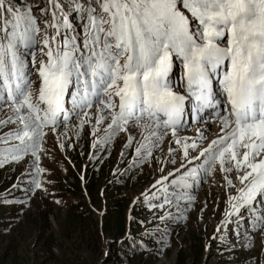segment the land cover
<instances>
[{"label":"snow or ice","instance_id":"snow-or-ice-1","mask_svg":"<svg viewBox=\"0 0 264 264\" xmlns=\"http://www.w3.org/2000/svg\"><path fill=\"white\" fill-rule=\"evenodd\" d=\"M73 14L82 22L80 32ZM44 16L49 18L41 28L38 19ZM177 60L182 90L170 81ZM30 64L39 79L35 91ZM69 95L71 110L65 107ZM221 97L225 114L215 116L222 135L190 157L198 143L178 135L186 101H192L196 122L205 110L219 109ZM0 101L12 113L0 119V127L16 124L0 135L6 146L0 148V167L31 154L36 188L42 187L36 177L44 171L38 155L44 128L73 114L83 127L95 104L96 125L110 120L102 143L141 127L146 134L137 157H150L169 132L181 146L185 171L177 176V168L152 185L157 190L152 198L162 197L158 207L194 200L187 190L199 184L200 171L210 174L218 164L222 172L235 170L241 185L228 198L226 217L244 220L245 210L253 230L264 227V212L255 207L264 205V0H45L44 7L37 0L21 6L0 0ZM98 130L94 127L93 135ZM197 133L204 139L200 129ZM11 141L18 143L7 146ZM132 141L129 134L125 146ZM202 157L200 169L187 167ZM245 239L251 247L250 237Z\"/></svg>","mask_w":264,"mask_h":264},{"label":"rangeland","instance_id":"rangeland-1","mask_svg":"<svg viewBox=\"0 0 264 264\" xmlns=\"http://www.w3.org/2000/svg\"><path fill=\"white\" fill-rule=\"evenodd\" d=\"M32 88L37 89L35 75ZM66 109H72L70 100ZM88 111L90 120L83 127L81 117L73 114L68 121L61 116L56 126L44 128L48 134L38 152L44 171L36 177L41 188L31 183L36 176L31 154L0 167V264H264V227L253 230L245 210L244 220L225 215L229 196L236 195L241 186L235 170L222 172L217 164L210 174L200 171L199 184L187 190L194 200L161 209L162 197L152 198L157 191L152 185L177 168V176L185 171L181 164L187 161L181 146L169 133L150 157H137L135 149L146 134L141 127H130L128 133L120 132L102 143L110 120L96 125L95 104ZM10 115L11 110L0 104V119ZM192 126L182 129L190 131ZM94 127L99 129L95 135ZM15 128L14 123L0 127V135ZM129 134L133 141L126 147ZM210 136L208 129L199 143L204 144ZM13 143L18 142L7 146ZM169 148L175 151L170 154ZM189 151L190 157L197 156L193 154L196 150ZM202 164L203 157L187 167L200 169ZM89 174L99 190L93 197L83 187ZM225 176L233 180L235 188L228 186ZM116 207L132 222L124 237L136 234L147 242L145 249L119 255L121 247L117 245L122 239L110 225V230L106 228L110 211ZM258 211L264 212V208ZM169 212L171 217L160 219ZM76 215V221H69ZM96 229L95 238L80 240V234L90 236ZM246 236L251 247H246Z\"/></svg>","mask_w":264,"mask_h":264},{"label":"trees","instance_id":"trees-1","mask_svg":"<svg viewBox=\"0 0 264 264\" xmlns=\"http://www.w3.org/2000/svg\"><path fill=\"white\" fill-rule=\"evenodd\" d=\"M12 2L14 4H16L17 6H21L23 5L26 0H23V2H21L20 0H12ZM37 3L39 4L40 7H44L45 6V0H37ZM34 13H36L39 16V12H38V8L34 7ZM41 19H46V16L44 17H39ZM78 185H79V180H76ZM84 189L86 190V192L88 193V195H90L91 197L95 196L98 190V185L94 186L93 184V177L89 174L86 175L85 178V182L83 185ZM108 190V189H105ZM107 192V191H106ZM110 215H111V220H108L106 223V228L108 229V226L110 225V228L113 230L114 235L116 233H119V240L122 239L121 241L118 242L117 246H120V252L119 255L125 256V255H130L131 253L137 252V250H143L147 247V242L145 240H142L141 238L136 237V234H131V235H125L124 231L126 230L127 227L132 228L131 224L132 222H130V220H126V216L123 215V211L120 212L119 208H115L112 211H110ZM78 218V215L76 216H70L69 217V221H76V219ZM77 223V222H75ZM133 230V229H132ZM122 231V233H120ZM98 231L96 229V231H94V233H92L90 236L85 235V234H80V240L85 239V241L87 240L86 237L88 239L93 238L95 236V234H97ZM122 234V236H121ZM95 238V237H94Z\"/></svg>","mask_w":264,"mask_h":264},{"label":"bare ground","instance_id":"bare-ground-1","mask_svg":"<svg viewBox=\"0 0 264 264\" xmlns=\"http://www.w3.org/2000/svg\"><path fill=\"white\" fill-rule=\"evenodd\" d=\"M214 87L215 88H218L217 86H214ZM200 117H201V115H200ZM182 125H185V122H182ZM192 125L193 126H192V129H190V131H188V130L186 131L185 129L180 128V130L178 132V135L181 136V137H189V138H191V140H196V142L198 143V145H200L199 148L196 149L197 152H195L193 154L199 155V151L200 150H202L203 148H206L208 146V144L213 139H217L219 135H222V133L220 132V128H221L220 121L217 119V117L215 116V114L210 113V117H208L206 120H203V121L197 120ZM203 126H204V128H203ZM197 129H200V131L203 133V137L208 133V129H210L211 136H210V138L204 144H200L199 143L201 139L198 136ZM44 132L46 133V135L44 136L43 139H45V137L48 134V131L44 130ZM168 136L170 138L172 137L171 134L168 135ZM189 142H191V141H189ZM259 208H264V206H258L257 207V210Z\"/></svg>","mask_w":264,"mask_h":264}]
</instances>
